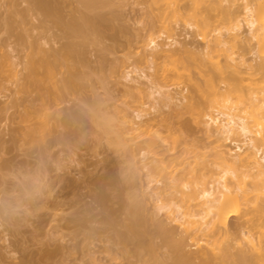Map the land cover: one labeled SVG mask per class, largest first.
I'll use <instances>...</instances> for the list:
<instances>
[{"label": "rangeland", "instance_id": "1", "mask_svg": "<svg viewBox=\"0 0 264 264\" xmlns=\"http://www.w3.org/2000/svg\"><path fill=\"white\" fill-rule=\"evenodd\" d=\"M198 14L210 34L235 22L207 3ZM82 16L92 23L79 34L65 31ZM163 34L186 36L191 51L201 47L185 21L162 24L150 0H0V264H222L190 254L193 239L172 219L197 211L194 202L181 208L172 200L169 172L180 174L181 162L201 152L204 115L219 108L220 95L234 89V97H246L250 85L182 54L175 71H160L157 81L187 86L193 110L157 122L150 138L133 142L123 121H138L148 107L128 81L153 73L142 47L148 36L161 41ZM233 52L251 58L247 45ZM31 59L54 65L48 79L36 65L41 88L28 78ZM139 87L150 92L144 82ZM208 169L218 177V168ZM236 224H229L227 264L241 254ZM178 243L187 256L179 262L171 246Z\"/></svg>", "mask_w": 264, "mask_h": 264}, {"label": "bare ground", "instance_id": "2", "mask_svg": "<svg viewBox=\"0 0 264 264\" xmlns=\"http://www.w3.org/2000/svg\"><path fill=\"white\" fill-rule=\"evenodd\" d=\"M34 1L43 3V0ZM150 3L158 9L162 24L172 17L185 21L186 29L199 40L201 47L191 51L186 36L177 39L171 34H163L161 41L148 36L142 47V58L150 62L153 73L143 72L128 81L131 91L136 90L147 98L140 105L148 109L144 114L137 113L138 121H123V125L133 134L132 141L137 142L150 138L157 122L172 116L179 117L185 110H193V98L187 86L178 83L160 85L157 81L160 71H175L174 63L182 54L194 56L201 66H210L212 71L227 75L240 84L249 83L252 87L249 86L246 97H234V89L220 95L219 108L204 115L202 131L205 143L199 148L201 152L192 160L181 162L180 174L176 175V169L169 172L172 200L181 208L185 204L188 208L190 202H194L197 211L192 213L186 209L185 212H178L180 214L172 221L177 222V227L193 239L191 247L194 251L191 255L196 258H219L222 264H227L229 259V224L235 221L236 244L241 254L233 264L245 260L248 264H264V0H150ZM205 3L222 15L233 17L235 22L232 27L225 31L214 29L210 34L208 19L198 14ZM44 7V12H50L48 4ZM91 23L82 16L78 21L70 20L65 25V31L79 34L83 25ZM238 44L250 47L249 60L243 56L234 57L233 49ZM72 50V44L64 47L66 55ZM36 65L45 70L47 79L54 65L45 60L29 61L28 78L41 88L35 79ZM260 74L262 76L256 78ZM143 82L149 93L140 89ZM69 83L71 78L65 81V84ZM204 83L209 97L214 92L212 81L206 79ZM226 143L233 148L225 150ZM210 164L219 169L217 178H213L215 174L208 169ZM206 179L209 181L206 182ZM199 185L209 187L197 192ZM156 196L160 200V194L156 193ZM197 216L199 219L194 220ZM253 221L259 223L256 231L249 228ZM171 246L177 262L187 258L183 254L182 243Z\"/></svg>", "mask_w": 264, "mask_h": 264}]
</instances>
